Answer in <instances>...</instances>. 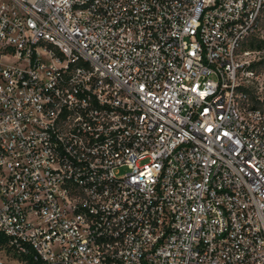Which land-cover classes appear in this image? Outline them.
<instances>
[{
  "label": "built area",
  "instance_id": "obj_1",
  "mask_svg": "<svg viewBox=\"0 0 264 264\" xmlns=\"http://www.w3.org/2000/svg\"><path fill=\"white\" fill-rule=\"evenodd\" d=\"M0 264H264V0H0Z\"/></svg>",
  "mask_w": 264,
  "mask_h": 264
}]
</instances>
